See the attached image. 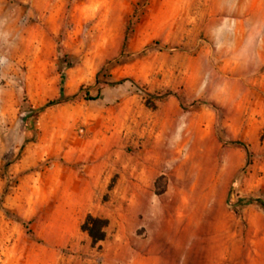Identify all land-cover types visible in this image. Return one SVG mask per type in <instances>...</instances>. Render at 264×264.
<instances>
[{"label":"rangeland","instance_id":"1","mask_svg":"<svg viewBox=\"0 0 264 264\" xmlns=\"http://www.w3.org/2000/svg\"><path fill=\"white\" fill-rule=\"evenodd\" d=\"M248 199L264 0H0V264H264Z\"/></svg>","mask_w":264,"mask_h":264},{"label":"trees","instance_id":"2","mask_svg":"<svg viewBox=\"0 0 264 264\" xmlns=\"http://www.w3.org/2000/svg\"><path fill=\"white\" fill-rule=\"evenodd\" d=\"M63 77L61 76L60 79V83H59V93H60V97L57 100H52L47 102L44 106L34 109L33 111H29L28 116L25 119L26 123H30L31 121L34 120V118H36L39 114H42L43 112L47 111L48 109L58 106V105H62V104H66V103H70L73 102L74 100L77 99L78 95H74L70 98H65L63 97ZM121 83H118V85ZM81 94H84V97H87L86 93H82V91H80ZM168 97H174L177 98L175 94L172 93H167L166 95H163L161 97H155L152 96L151 98L156 101V102H161L164 99L168 98ZM91 101L95 100L94 99H89ZM205 103L200 102V101H196L191 103L187 109H190L194 106H204ZM211 109H213L215 112H217V109L213 106L208 105ZM243 204L246 205H254L256 207H258L264 214V202L261 200H257V199H248L247 201H243ZM226 207L228 209L232 208L233 205H231L229 203V201L226 202ZM23 226H25V224L23 223ZM107 228V221L106 220H102L99 218H93L91 216H87L84 220V222L82 223L80 230L82 233H85L89 239L91 240L92 245H95L97 243H100L102 241H104L105 239V229Z\"/></svg>","mask_w":264,"mask_h":264}]
</instances>
